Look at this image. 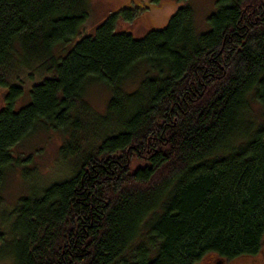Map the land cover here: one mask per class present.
I'll return each instance as SVG.
<instances>
[{
  "label": "trees",
  "instance_id": "16d2710c",
  "mask_svg": "<svg viewBox=\"0 0 264 264\" xmlns=\"http://www.w3.org/2000/svg\"><path fill=\"white\" fill-rule=\"evenodd\" d=\"M177 1L136 38V6L92 34L88 0H0V262L264 264V0H216L203 32ZM44 132L57 176L22 150ZM11 171L40 180L14 205Z\"/></svg>",
  "mask_w": 264,
  "mask_h": 264
},
{
  "label": "rangeland",
  "instance_id": "374dc122",
  "mask_svg": "<svg viewBox=\"0 0 264 264\" xmlns=\"http://www.w3.org/2000/svg\"><path fill=\"white\" fill-rule=\"evenodd\" d=\"M216 0H190V4L194 9L195 23L198 31L207 30V17L215 11ZM90 7V21L87 26V32L94 33L97 25L105 20L107 16L119 11L122 8H130L136 6L138 14L142 13L132 27V34L136 38H141L151 29L164 28L171 15H173L179 7L177 0H161L160 5H154L150 0H88ZM144 7L148 9L145 10ZM31 84H28V86ZM131 86V85H127ZM6 89L0 86V109L4 104ZM110 95L108 88L104 85L97 84L86 92L87 101L98 111H103L107 99ZM27 96H24L17 106H21L26 101ZM258 106H255L258 114ZM62 142V137L56 132H44L35 136L30 142L25 143L22 150L25 153L29 152L28 146L34 145L36 149V159L40 165L41 173L46 177L48 175L57 176L60 172L58 160H56L57 150ZM38 166V165H37ZM48 174V175H47ZM39 176V175H38ZM40 177V176H39ZM40 180L34 176L32 181L21 178L19 171L8 172L2 186V196L5 203L14 205L17 198L25 195L30 186H39ZM0 264H7L0 262Z\"/></svg>",
  "mask_w": 264,
  "mask_h": 264
},
{
  "label": "flooded vegetation",
  "instance_id": "af4514ba",
  "mask_svg": "<svg viewBox=\"0 0 264 264\" xmlns=\"http://www.w3.org/2000/svg\"><path fill=\"white\" fill-rule=\"evenodd\" d=\"M262 259H264V255H263ZM227 264H235V263H227ZM248 264H249V263H248Z\"/></svg>",
  "mask_w": 264,
  "mask_h": 264
}]
</instances>
